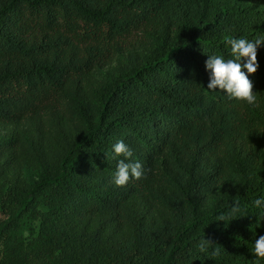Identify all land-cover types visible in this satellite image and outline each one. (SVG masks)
Here are the masks:
<instances>
[{
  "label": "trees",
  "instance_id": "16d2710c",
  "mask_svg": "<svg viewBox=\"0 0 264 264\" xmlns=\"http://www.w3.org/2000/svg\"><path fill=\"white\" fill-rule=\"evenodd\" d=\"M260 35L264 0H0V264H253L264 45L259 107L205 62ZM121 140L144 176L118 187Z\"/></svg>",
  "mask_w": 264,
  "mask_h": 264
},
{
  "label": "clouds",
  "instance_id": "9594fccd",
  "mask_svg": "<svg viewBox=\"0 0 264 264\" xmlns=\"http://www.w3.org/2000/svg\"><path fill=\"white\" fill-rule=\"evenodd\" d=\"M231 48V57L225 58L222 55H208L205 67L210 71V79L207 89L215 91L220 89L229 99H236L247 103L253 107H259L258 93L253 91L254 85L249 80L250 74H255L259 68L258 48L264 45V35H260L254 40L247 38H231L227 40ZM246 60L241 63V60ZM246 69L247 72L242 71ZM115 156L124 157L118 161L116 171L113 177V183L118 187L126 186L131 180H140L144 176V168L139 162H130L133 153L130 147L123 141H118L113 145ZM129 161V162H126ZM257 209L264 210V198H258L253 201ZM240 212L239 201L236 200L227 213H221L217 216V221L230 222L238 218ZM206 244H211L205 240L201 242L200 250L205 251ZM252 253L255 257L253 264H261L264 260V235L255 240ZM220 249L213 252V256H218Z\"/></svg>",
  "mask_w": 264,
  "mask_h": 264
},
{
  "label": "rangeland",
  "instance_id": "374dc122",
  "mask_svg": "<svg viewBox=\"0 0 264 264\" xmlns=\"http://www.w3.org/2000/svg\"><path fill=\"white\" fill-rule=\"evenodd\" d=\"M141 39V36L139 35H132L131 37L126 38L123 41V44L126 48H131L132 46L136 45V43ZM3 219V216L0 213V220Z\"/></svg>",
  "mask_w": 264,
  "mask_h": 264
}]
</instances>
